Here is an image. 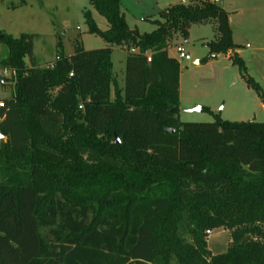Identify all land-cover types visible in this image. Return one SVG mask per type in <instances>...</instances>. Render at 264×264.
<instances>
[{
    "label": "trees",
    "instance_id": "1",
    "mask_svg": "<svg viewBox=\"0 0 264 264\" xmlns=\"http://www.w3.org/2000/svg\"><path fill=\"white\" fill-rule=\"evenodd\" d=\"M89 1L110 26L85 10L88 32L108 46L77 40L52 66L35 62V34L0 30V69L14 80L0 107V264H264V122L180 121V62L169 53L175 34L215 22L200 62L229 54L264 104L229 13L189 0L140 32L121 0ZM113 45L127 46L114 97ZM215 227L230 231L226 252L208 248Z\"/></svg>",
    "mask_w": 264,
    "mask_h": 264
},
{
    "label": "rangeland",
    "instance_id": "2",
    "mask_svg": "<svg viewBox=\"0 0 264 264\" xmlns=\"http://www.w3.org/2000/svg\"><path fill=\"white\" fill-rule=\"evenodd\" d=\"M123 1L129 8L127 16L132 27L144 16L142 14L152 20L161 19L162 10L174 2H181ZM216 4L229 13L233 40L241 45L240 55L246 61L249 73L264 89V0H219ZM89 9L94 10L99 27L107 29V19L89 0H0V30L13 37L22 33L35 34L34 50L38 59L54 60L60 53L67 55L74 52L77 40L87 48L107 45L104 39L88 32L84 11ZM149 19L142 23L141 30H154L156 26ZM213 23L192 24L188 38L175 34L170 41L169 53L180 62V121L213 122L221 118L264 122V104L257 93L247 86L229 55L220 53L207 61L194 62L195 59L203 60L209 54L206 44L217 36ZM57 36L61 42L57 41ZM181 45L191 55L190 60L178 56L177 47ZM121 51H116L114 55L116 66L118 55L124 56V51ZM7 54L8 47L0 42V56ZM117 73L120 75V71L117 70ZM12 75L10 70L0 69V100L13 94ZM197 105L204 108L191 111ZM205 236L208 248L214 254L226 252L231 244L230 231L223 227L208 228Z\"/></svg>",
    "mask_w": 264,
    "mask_h": 264
},
{
    "label": "crops",
    "instance_id": "3",
    "mask_svg": "<svg viewBox=\"0 0 264 264\" xmlns=\"http://www.w3.org/2000/svg\"><path fill=\"white\" fill-rule=\"evenodd\" d=\"M175 3H177V2H174V3H172V4H175ZM172 4H170V5H172ZM121 5H122V10H123V12L125 13V15H126V19H127V22H128V24H129V26L131 27V28H134V27H137L139 30H140V32H145V31H143V30H141V26H142V23H146V19H149L147 16H145V14H142V15H144V16H142L141 18H139L138 20H137V24H135V26L134 27H132L131 25H130V23H129V20H128V16H127V14H128V12H129V8H128V6H126V4L124 3V1L123 0H121ZM90 10V12H91V14H92V17L94 18V20L96 21V23L98 24V21H97V18H96V15H95V12H94V10L93 9H89ZM149 20H152V19H149ZM229 20H230V16H229ZM204 23H212V21H208V22H204ZM109 24V23H108ZM214 24V23H213ZM99 26V25H98ZM109 26L110 25H108V28H109ZM214 27H215V24L213 25ZM107 28V29H108ZM155 29V28H154ZM87 30H88V28H87ZM232 35H233V39H234V31L232 30ZM58 37V39H57V41L58 42H61L62 40L60 39V37L59 36H57ZM235 40V39H234ZM83 43V42H82ZM106 44L107 45H104L103 47H105V46H108V43L106 42ZM238 44V43H237ZM63 47V46H62ZM83 47L85 48V49H92V48H87V47H85L84 46V44H83ZM112 47V56H111V60H112V64H113V77H114V81H113V84L111 85V95H112V97H114V93H115V88L117 87V88H123L124 87V83H125V70H126V58H127V50L126 49H124V47L123 46H117V45H113V46H111ZM121 49L124 51V56H120V55H118V58H117V60H118V62H117V65L118 66H116L115 65V61H114V55H115V53H116V51H121ZM240 49H238V52H239V54H240V51H239ZM122 52V51H121ZM74 52H68V54L66 55V56H70V55H72ZM120 54V53H119ZM34 55H35V62L39 65V66H41V67H46V66H52L54 63H55V61L57 60V57L58 56H56V59H54V60H52V59H43V61L40 59H38V57H37V54H36V51L34 50ZM65 55V54H64ZM220 54H217V56H219ZM227 55H229V54H227ZM28 62V61H27ZM194 62L195 63H199L200 62V59H195L194 60ZM117 70L118 71H120V75L117 73ZM1 100H3V99H1ZM181 102V101H180Z\"/></svg>",
    "mask_w": 264,
    "mask_h": 264
},
{
    "label": "built area",
    "instance_id": "4",
    "mask_svg": "<svg viewBox=\"0 0 264 264\" xmlns=\"http://www.w3.org/2000/svg\"><path fill=\"white\" fill-rule=\"evenodd\" d=\"M213 1L214 2H218L219 0H213ZM181 2L182 3H188V0H181ZM123 47H124V49L127 50V46L126 45H124ZM129 50L131 52H138L139 51V49L137 47H131ZM177 53H178V56L180 58H183L185 60H190L192 58L191 55L185 50L184 46H182V45L177 47ZM147 56H148V61H151L152 60L151 54L147 53ZM3 106H4V101L0 100V107H3ZM82 107L83 106L80 105V108H82Z\"/></svg>",
    "mask_w": 264,
    "mask_h": 264
},
{
    "label": "water",
    "instance_id": "5",
    "mask_svg": "<svg viewBox=\"0 0 264 264\" xmlns=\"http://www.w3.org/2000/svg\"><path fill=\"white\" fill-rule=\"evenodd\" d=\"M1 81H3V78H1ZM201 109H202V106L201 105H197L194 108H192L191 111L201 110ZM4 138H5L4 134L0 131V140H2ZM115 141L119 142V139H118L117 136H115Z\"/></svg>",
    "mask_w": 264,
    "mask_h": 264
}]
</instances>
